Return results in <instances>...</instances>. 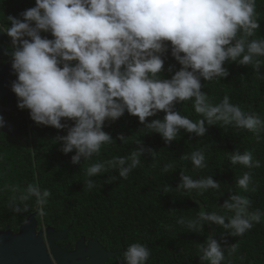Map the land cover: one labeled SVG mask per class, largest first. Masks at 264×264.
<instances>
[{
    "label": "clouds",
    "instance_id": "9594fccd",
    "mask_svg": "<svg viewBox=\"0 0 264 264\" xmlns=\"http://www.w3.org/2000/svg\"><path fill=\"white\" fill-rule=\"evenodd\" d=\"M256 0H35V6L26 9L20 18L9 15L11 27L3 29L11 39L12 70L17 79L11 90L18 98L20 109L30 110V117L37 124L58 130L67 128L62 152L76 150L72 163L81 157L90 160L99 154L113 138L103 128L106 121H115L127 111L139 118L150 132L159 133L166 144L178 136L179 130L203 136L207 125L223 122L237 128L258 133L264 120L245 112L225 95L218 104L209 102L201 91L204 81L229 76L226 61L251 66L255 73L264 66V38H253L260 28ZM42 33H50L51 39ZM171 56L181 66L171 79L161 78L165 71V57ZM9 55L8 52L5 53ZM170 65L169 72H173ZM194 99V109L203 119L194 122L180 112L175 104ZM164 118L148 121L158 113ZM63 121L73 122L71 125ZM5 120L0 115V129ZM125 140L123 135L118 137ZM260 137L257 135V140ZM156 152L141 147L130 156H118L107 161L113 168L119 166V175L127 179L130 172L140 165L139 156ZM194 168H204L203 150L190 156ZM233 164L248 169L259 168L253 154H231ZM131 161L127 167L124 165ZM173 165L165 166L167 172ZM108 171L105 163L87 167V176ZM116 177H111V183ZM178 189H219L220 184L211 176L194 180L181 173ZM252 172H245L239 187L248 190ZM87 189L95 187L86 180ZM168 188H165V192ZM255 191V189H253ZM51 191L41 190L37 183H29L18 198L12 196L8 207L17 214L29 212L28 201L35 198L37 210L46 215L44 205ZM231 202L223 207L234 215L225 218L216 212L198 213V219L187 222L189 229L202 231L201 222L208 221L232 229L233 236H243L254 223H259V210L249 213L251 200L234 194ZM30 221L25 217L24 223ZM178 223L185 221L180 219ZM239 247L234 244L230 254ZM201 259L210 264H221L225 254L220 245L209 236L207 247L199 246ZM151 251L145 244L136 242L122 253L126 264H146Z\"/></svg>",
    "mask_w": 264,
    "mask_h": 264
},
{
    "label": "trees",
    "instance_id": "16d2710c",
    "mask_svg": "<svg viewBox=\"0 0 264 264\" xmlns=\"http://www.w3.org/2000/svg\"><path fill=\"white\" fill-rule=\"evenodd\" d=\"M256 5L260 28L253 38H264V0H256ZM34 6L35 0H0V24L11 27L7 16L20 18L23 11ZM42 35L52 38L50 33ZM170 65L175 66L173 72L168 71ZM164 67L160 76L166 79H171L181 67L171 56L170 48ZM224 67L230 73L227 77L211 81L201 78V91L208 95L209 102L218 104L228 95L233 104L264 120V66L260 68V74L251 66H240L235 61H226ZM174 110L194 122L203 119L195 112L194 99L176 103ZM18 111L16 123L19 132L26 136V142L0 132V227L9 226L17 231L25 217L37 211L40 226L53 225L57 230L69 227L72 240L81 235L99 237L104 247L123 249V252L130 244L139 242L149 247L150 256L156 261H161L159 257L163 255L165 261L185 260L188 254L200 256L199 246L205 247L211 236L225 254L221 264L238 261L264 264V128L254 133L234 124L218 122L209 126L205 123L207 131L203 136L180 129L177 138L166 144L159 133L150 132L138 117L125 111L119 119L105 122L103 130L112 136L113 142L103 145L100 153L94 154L90 160L81 157L79 163L73 164L76 150L65 154L61 150L63 141L56 139L57 136H66L67 128L58 130L37 124L31 119L30 110L18 107ZM164 115L160 112L149 117L148 121L162 120ZM62 123L71 125L73 122L62 120ZM120 135L125 140H120ZM141 147L153 149L156 156L153 159L147 152L141 154L140 165L129 173L127 179L119 175V166L107 165L112 158L130 156ZM199 150H203L205 156L204 168H194L190 159H182ZM245 151L252 152L253 161L260 162L259 168L248 169L231 162V154L239 152L243 155ZM97 162L105 163L108 171L88 177L87 167ZM130 163L129 160L124 167ZM168 164L173 167L165 172ZM248 171L252 172V181L245 191L239 187L238 181ZM182 172L194 180L211 176L220 188L178 189ZM113 176L116 179L109 183ZM88 179L95 187L87 189ZM29 183H37L41 190L51 191L43 206L44 216L39 214L35 198L28 201V213L17 214L8 207L10 198H18ZM165 188H168L167 192ZM234 194L251 200L247 209L249 213L257 210L261 213L260 222L254 223L243 236H233L232 229L208 221L201 222L202 231L188 228L187 222L198 219L202 210L209 214L216 212L228 224L234 212L223 205L225 201L231 202L230 197ZM180 219L185 223H178ZM234 244L239 247L230 254ZM122 253L120 261L126 264Z\"/></svg>",
    "mask_w": 264,
    "mask_h": 264
},
{
    "label": "water",
    "instance_id": "95a60500",
    "mask_svg": "<svg viewBox=\"0 0 264 264\" xmlns=\"http://www.w3.org/2000/svg\"><path fill=\"white\" fill-rule=\"evenodd\" d=\"M10 74L14 76L13 79L9 78ZM5 75L4 80L0 78V96L6 97L7 105L4 108L11 111L15 107L16 96L11 90V83L17 79V75L13 70ZM3 128L10 138L26 142V136L19 132L12 121L5 122ZM27 217L30 222H23L17 231L9 226L0 227V264H105L115 254L106 251L97 238H82L74 250L69 251V246L62 248L59 244L67 238L68 229L57 230L53 225L40 226L37 211Z\"/></svg>",
    "mask_w": 264,
    "mask_h": 264
},
{
    "label": "flooded vegetation",
    "instance_id": "af4514ba",
    "mask_svg": "<svg viewBox=\"0 0 264 264\" xmlns=\"http://www.w3.org/2000/svg\"><path fill=\"white\" fill-rule=\"evenodd\" d=\"M3 29H6V27L1 23L0 24V78L2 80L5 79L6 75L5 74H9L12 70H11V64H12V60H11V39L10 37L7 36V34L3 31ZM8 52L9 55H6L5 53ZM13 75L10 74L9 78L13 79ZM0 96V106L2 108H0V115L3 116L5 122L7 121H12L16 126V119L19 115V111H18V106H17V96L14 97V103H15V107L12 108L11 111L5 110V106L7 105V99L6 97ZM17 129L19 130L18 126ZM4 131V128L0 129V132ZM5 132V131H4ZM68 232H67V238L63 241H60L59 244L61 245L62 248H65L66 246L68 247L69 251H73L76 243L82 239L85 238L86 240H90V239H94V237L92 238H86L84 236H80L78 238H75L74 240L71 239L70 236V228H67ZM65 230V229H64ZM210 234H212V231L210 230ZM99 240V237H95ZM101 246L106 250V251H110L112 253H115L114 256H110L107 261L105 262V264H124L123 262H121V253L123 252L122 250H117V249H112V248H106L102 245V243L100 242ZM207 247V245L205 246V248ZM189 249H194V248H189ZM52 256V253L50 251L49 253ZM203 255V253L200 256L194 255V254H188L185 257V260H178V261H165V257L164 255L159 257L160 259H162L161 261H156V260H152L151 256L149 257L148 261H146V264H210L209 261H203L201 259V256ZM183 256H180V258H182ZM228 264V263H227ZM232 264H244L242 262H235Z\"/></svg>",
    "mask_w": 264,
    "mask_h": 264
}]
</instances>
